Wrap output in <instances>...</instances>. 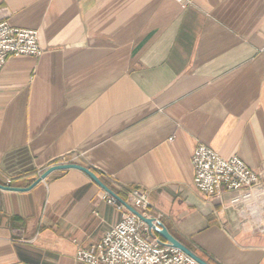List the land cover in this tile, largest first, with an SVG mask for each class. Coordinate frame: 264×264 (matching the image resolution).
Wrapping results in <instances>:
<instances>
[{
    "label": "crops",
    "instance_id": "0c3cea01",
    "mask_svg": "<svg viewBox=\"0 0 264 264\" xmlns=\"http://www.w3.org/2000/svg\"><path fill=\"white\" fill-rule=\"evenodd\" d=\"M0 19L43 50L0 74L1 185L78 164L126 200L145 191L213 264H264V234L231 193L204 197L192 164L202 143L264 185V0H0ZM105 194L75 169L0 189V264H84L122 219Z\"/></svg>",
    "mask_w": 264,
    "mask_h": 264
},
{
    "label": "built area",
    "instance_id": "2783aa9c",
    "mask_svg": "<svg viewBox=\"0 0 264 264\" xmlns=\"http://www.w3.org/2000/svg\"><path fill=\"white\" fill-rule=\"evenodd\" d=\"M42 54L36 30L13 27L0 19V74L11 58H37ZM192 164L194 186L204 197L218 198L221 190L231 193L229 206L237 209L244 219L253 221L256 232L264 234V185L259 173L239 157L223 158L202 143L194 151ZM10 184L8 180L7 186ZM104 198L116 207L122 219L95 246L79 247L75 255L77 261L84 264H198L163 241L155 230L116 199L107 193ZM126 202L144 217L153 218L156 226L163 224L160 217L150 215V201L142 189L129 188Z\"/></svg>",
    "mask_w": 264,
    "mask_h": 264
},
{
    "label": "water",
    "instance_id": "95a60500",
    "mask_svg": "<svg viewBox=\"0 0 264 264\" xmlns=\"http://www.w3.org/2000/svg\"><path fill=\"white\" fill-rule=\"evenodd\" d=\"M75 169L83 172L86 174L96 185H98L105 193L116 199L120 204L124 205L126 209L131 212L133 215L138 217L142 222H144L150 229L155 230L158 235L162 238L163 241L167 242L170 246L173 248H176L189 257H191L193 260H195L198 264H209L207 261L202 259L199 255H197L194 251L190 250L186 245H184L182 242H180L178 239H176L167 229V227L164 224H161L159 227L155 225L153 218H147L144 217L139 211H137L135 208H133L130 204H128L126 201H124L121 197H119L116 193H114L110 188H108L100 179L99 177L89 168L83 167L78 164H60V165H54L47 169L42 175H40L31 186L24 189H17V188H11L0 184V189L2 190H10V191H21V192H27L32 190L35 186H37L39 183H41L43 180H45L51 173L55 171H61V170H70ZM159 228V229H158Z\"/></svg>",
    "mask_w": 264,
    "mask_h": 264
},
{
    "label": "trees",
    "instance_id": "16d2710c",
    "mask_svg": "<svg viewBox=\"0 0 264 264\" xmlns=\"http://www.w3.org/2000/svg\"><path fill=\"white\" fill-rule=\"evenodd\" d=\"M34 177V174H31V175H28V178H33ZM34 182V181H33ZM33 182H31L30 184H29V186H31L32 184H33ZM9 187H11V188H14L15 186H14V181H11V184L9 185ZM122 198H123V200L124 201H126V195L125 194H119ZM181 242V241H180ZM184 244V243H183ZM185 245V244H184ZM187 246V245H186ZM190 250H192L193 251V249L191 248V247H189V246H187ZM202 259H204L205 261H207L209 264H213L212 262H210V261H208L207 259H205L204 257H201Z\"/></svg>",
    "mask_w": 264,
    "mask_h": 264
}]
</instances>
